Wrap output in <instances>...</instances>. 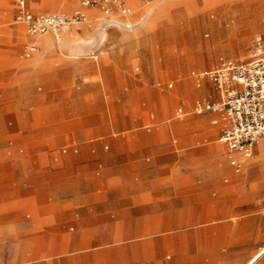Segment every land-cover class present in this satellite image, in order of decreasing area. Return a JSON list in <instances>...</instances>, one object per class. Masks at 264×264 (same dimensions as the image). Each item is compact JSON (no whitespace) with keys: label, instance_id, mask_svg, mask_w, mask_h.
<instances>
[{"label":"rangeland","instance_id":"rangeland-1","mask_svg":"<svg viewBox=\"0 0 264 264\" xmlns=\"http://www.w3.org/2000/svg\"><path fill=\"white\" fill-rule=\"evenodd\" d=\"M25 3L34 13L70 14L83 7L81 0ZM16 6L15 0H0V164L32 159L33 177L18 185L26 183L32 193V206L24 213L70 216L56 228L34 232L32 248L0 247V264H8L13 252L20 258L23 251L29 261L45 258L46 264H225L233 250L231 226L245 214L239 206L246 202L236 199V167L229 158L217 170L226 193L202 184L210 177L216 145H225L219 141L222 125L211 123L216 116L221 123L222 117L194 112L197 99L217 100L212 82L204 79L198 85L194 72L212 69L222 58H248L256 38L264 41V16L249 25V0H186L118 46L112 34L137 32L142 24L105 30L102 12L94 19L86 11V24L54 33L60 43L48 55L55 57L42 65L39 79L24 87L4 76L43 55L46 34L26 33ZM220 6L227 7V18L214 35L211 26L219 12L213 10ZM249 29L248 41L237 45ZM33 38H39L40 48L22 57ZM76 40L86 44L75 58L84 65L82 78L74 74V62L62 45L73 52ZM93 50H98L96 59ZM260 139L264 136L239 173L256 158ZM105 140L118 142L107 149ZM111 177L129 184L110 183ZM11 179L7 172L4 184ZM42 193L48 200H41ZM69 197L73 200H55ZM255 198L263 213L264 189Z\"/></svg>","mask_w":264,"mask_h":264},{"label":"crops","instance_id":"crops-1","mask_svg":"<svg viewBox=\"0 0 264 264\" xmlns=\"http://www.w3.org/2000/svg\"><path fill=\"white\" fill-rule=\"evenodd\" d=\"M15 1L17 4L16 8L18 9V7L20 6L19 0ZM22 1L26 6L25 0ZM185 1L186 0H125V4L128 7V12L126 14H116V16L118 15V17L116 18L114 16L108 17L99 7H85V10L88 11V13L91 15V18L94 19L100 18L99 12H102L103 20L101 21L100 26H102V28L105 30L107 26L108 28H112L115 26L114 28L118 27L123 28L124 30H130L142 24V27L137 32L124 31L114 36L112 34V42H114L118 46H121L122 44L126 43L129 39H132L133 37L139 35L141 31L151 29L153 25H155L163 15H165V10L176 6L179 2ZM249 2L250 6L247 8V10H249L248 13L250 12L251 15L248 14V16H250V18L248 19V23L249 25L253 26L260 22L261 18L264 16V0H249ZM215 11H218L219 13L215 14V27H211H213L214 35H217L220 31V25H223V21L227 18V7L220 6L216 10H213V12ZM208 13H206L203 17L209 20ZM86 23L87 22H84V24ZM24 26L26 28V33H28L29 35L42 36L43 34H47L30 33L27 30L25 24ZM103 29H101L99 32H101ZM48 33L50 34L46 35L43 41L45 44L44 54L41 55L38 59L21 62L20 67L18 66V71L17 68H13L9 71V74L4 76L6 80L10 81L12 79H18L21 81L22 84H24L25 87L31 84L36 79L40 78L42 73V65L48 64L49 61H52L55 57L52 55H48V53L50 54L53 52V49L56 46L57 42L60 43L59 38H57L53 32ZM249 34L250 29L245 32L243 38L240 42L237 43V45L248 41ZM64 36L65 34L63 35V37ZM28 43H35L37 44L38 48H40L39 38H33ZM72 44L75 47V51L73 52L71 51L69 45L65 43H63L62 45L68 48L67 57L72 58L71 60L74 62V74H76L78 78H82L84 75V65L81 62L76 61L75 58L81 52L85 51L86 44L83 42H78V40L74 41ZM97 51L98 50H93V52L91 53L92 57L95 59L98 57L96 53ZM110 51L112 52V49H110L109 52ZM66 60L68 61V58L65 59V61ZM0 78H3L1 72ZM213 92L216 94L218 100L220 98V93L215 88L214 84ZM179 107L177 108V110L179 109ZM178 112L180 114L183 113V111ZM195 113L201 115L206 112L201 114L197 112ZM219 119L220 117L216 116L211 119V123L218 126L222 125L220 130L221 135V132L224 126L226 125V121L223 119V121L219 123ZM220 135L219 141L225 145L226 152L224 146H222L221 144L216 145V152L212 161V167H209L210 177L204 179V182H202V184L206 185V187L208 188L217 187L218 189H220L221 193H226V191L228 190V186L223 183V181L221 180L222 175L219 176L217 170L219 166L223 164H228L226 160L227 158H229L230 160L231 154L228 151L227 145L220 140ZM191 141V136L186 137V144H189ZM117 142V140H105V148L108 149L112 145H115ZM98 146H100V142H98ZM73 150L74 152H78L79 147L74 146ZM257 150L258 153L256 158L248 160L247 170L243 173H239L238 170L235 169L237 172L235 171V173H233L232 175L234 178L233 185L238 190L237 194L235 195L236 199L240 202H246V204L243 203V207L241 205L239 206L240 211L242 210L241 208H244L243 211L245 214L243 215V217L238 223H235L231 226L233 250L231 257H229L224 262L225 264H264V212L262 213L260 211L261 204L257 202L255 198V192L259 189H264V139L259 140ZM66 151V147L63 148L62 152ZM32 170V159L28 156H25L24 158H17L15 160H9L8 162L0 164V247L7 248L9 250H27L29 248H32L34 247L32 244L34 242L32 237V234L34 232H43L45 230H48L49 227L56 228L60 224H63L65 218H68L70 216V214H68L67 212L61 214L57 213L56 215H50L48 212L41 211L37 212L34 217H31L29 214L24 213L25 208H27L28 206H32L30 203L32 200V193L30 189H27L29 185H27L26 183H24V186L22 188L18 185H21V182L23 180L33 177L34 174ZM7 172L12 174L13 179H11L9 182L10 184L7 183L9 185L6 186L4 184L5 181L3 179L5 178ZM110 183L120 185L129 184L128 179L117 177H111ZM11 184H13V186ZM133 195L138 194L136 193ZM47 196L48 194L42 193L40 196L41 200H48ZM55 200L58 202H64L73 200V197L65 199L58 198ZM228 231H230V229ZM210 250H212V256H216L214 252L215 250H217V248L212 247L210 248ZM10 258L11 259L8 264H46L47 261V259L45 258H41L37 262L29 261V258L27 257V252L25 251L22 252V256L20 258H18V256L16 255V252H13ZM64 260L65 258L54 259V261L61 263ZM185 264H189V262H186Z\"/></svg>","mask_w":264,"mask_h":264},{"label":"built area","instance_id":"built-area-1","mask_svg":"<svg viewBox=\"0 0 264 264\" xmlns=\"http://www.w3.org/2000/svg\"><path fill=\"white\" fill-rule=\"evenodd\" d=\"M16 12V19L25 23L27 30L33 34L57 32L63 28L87 20L85 7H99L108 17L126 14L128 7L125 0H82V8L75 12H41L34 13L22 0ZM38 49L37 44L25 45L21 56L30 57ZM198 85L204 79L213 82L220 93L218 100L198 99L195 112L207 111L218 113L226 121L220 140L230 152V162L241 170L244 159L253 155L254 145L264 135V42L262 37L256 39L248 58L238 60L222 58L212 69L195 71ZM178 111L182 112V107Z\"/></svg>","mask_w":264,"mask_h":264},{"label":"bare ground","instance_id":"bare-ground-1","mask_svg":"<svg viewBox=\"0 0 264 264\" xmlns=\"http://www.w3.org/2000/svg\"><path fill=\"white\" fill-rule=\"evenodd\" d=\"M88 18H89V17L87 16V20H88ZM87 20H86V21H87ZM21 23H23V22H21ZM24 24H25V23H24ZM57 32H58V31H57ZM46 35H48V34H46ZM46 35L44 36V38L46 37ZM44 38H43V41H44ZM57 38H59V35L57 36ZM44 46H45V44H44ZM36 51H37V50H36ZM36 51H35V52H36ZM40 56H41L40 54L37 55V56H36V59H38ZM225 172H226V174H227V171H225ZM229 172H230V171H229Z\"/></svg>","mask_w":264,"mask_h":264}]
</instances>
